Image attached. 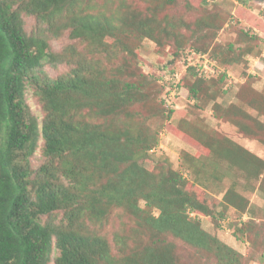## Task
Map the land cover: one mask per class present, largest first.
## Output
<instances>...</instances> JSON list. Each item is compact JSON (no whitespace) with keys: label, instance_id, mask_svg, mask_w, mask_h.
Here are the masks:
<instances>
[{"label":"trees","instance_id":"1","mask_svg":"<svg viewBox=\"0 0 264 264\" xmlns=\"http://www.w3.org/2000/svg\"><path fill=\"white\" fill-rule=\"evenodd\" d=\"M98 1L0 0V264H183L173 250L179 239L213 256L216 264H239L238 252L205 231L189 213L222 219L231 207L248 215L244 227L234 232L242 240L256 224L251 202L231 184L217 204L222 211L216 212L203 194L207 185L199 184L190 169L187 177L169 165L152 169L142 165L139 160L157 140L142 118L137 126L129 121L134 110L127 109L142 103L148 82L134 72L125 74L122 67H108L101 59L118 47L127 50L129 36L138 41L148 38L161 47L180 23L152 13L137 14L136 9L119 13L114 0ZM26 17L34 19L29 32ZM210 26L220 25L214 21ZM64 35L71 44L51 50L48 41ZM107 37L112 40L106 41ZM190 52L207 58L210 51L190 46L184 54ZM44 62L66 64L68 69L50 77ZM199 67V63L186 66L194 83L188 96L197 109L216 100L217 91L209 84L203 90L207 77L198 73ZM225 78L223 71L217 80L224 83ZM27 88L41 106L40 120L26 102ZM224 89L222 93L228 88ZM239 90L238 99L244 103L240 96L250 100L247 96L263 93V87L246 83ZM242 90L245 93L240 94ZM159 100L162 106L167 101ZM249 102L243 108L259 111L255 100ZM164 108L171 117L173 108ZM212 110L218 112L216 101ZM234 122L249 134V124ZM180 123L178 134L199 143L213 158L227 160L228 167H238L244 177L256 181L254 188L264 191V160L229 138L223 145L190 132L192 120ZM39 140L42 160L31 169L29 160ZM202 162L198 159L203 171ZM214 172L220 174L214 177L222 176L217 167ZM195 182L198 188L190 190L189 183ZM59 212V220L52 221L51 215ZM261 212L264 215V206Z\"/></svg>","mask_w":264,"mask_h":264},{"label":"rangeland","instance_id":"2","mask_svg":"<svg viewBox=\"0 0 264 264\" xmlns=\"http://www.w3.org/2000/svg\"><path fill=\"white\" fill-rule=\"evenodd\" d=\"M98 2L101 4L105 0ZM112 5L119 13L127 8L136 9L137 14L152 13L157 17L163 16V20L180 23L175 35L171 36L161 47L148 38L138 41L135 36H129L126 39L127 50L118 47L111 56L101 55V59L109 64L108 67L116 66V69L122 67L125 69V74L129 75L134 72L137 77H143L148 82L142 90V103L136 102L132 108L127 109L128 113L134 110L133 118L129 121L137 126L142 118L146 127L150 129L149 133L157 140V144L152 146L139 162L147 169H152L158 164L169 165L183 171L187 177L186 169H190L192 177L198 176L199 184L207 185L206 189H203V194L208 203L216 206V212L221 210L217 204L223 191L233 184L235 190L251 202V215L256 224L248 237L242 235V240L235 238L234 232H237V228L244 227L242 221H247L249 216L239 214L231 207L225 210L222 219H211L208 215L203 216L197 212L189 216L197 219L205 231L235 249L239 254V264H264V215L261 212L264 206V191L256 187L255 189L253 184L255 185L256 181L247 175L244 177L243 171L238 167H228L227 160L213 158L212 153L210 154L188 136L178 134L177 129V126L182 125L181 119L192 120L194 124L189 126L190 132L198 131L203 136L212 137L218 144L223 143V145L229 138L235 145L248 149L264 160V58L257 69L259 75L247 78L256 88L263 87V93L259 95H246L251 101H256L255 105L259 111L253 107L252 109L243 108L245 103H250V100H247L244 95L240 96L246 100L244 103L241 98L238 99L237 95L240 91L239 87L243 85L241 77L246 75V59L260 55L261 51H264V0H172V2L167 0H114ZM214 21L218 26L220 25L219 28L210 26ZM33 23L32 17L25 18L27 32L33 28ZM105 40L111 41L112 39L107 37ZM70 42L66 35L51 38L48 41L51 50L57 52L71 44ZM134 42H138L139 46ZM190 46L210 51L206 55L209 54L207 56L213 61L207 64L206 57L195 52H190L186 56L184 52ZM86 56L88 57V54ZM107 57L110 59L106 60ZM228 61L230 62L227 63ZM198 63L203 66L204 70L199 73L200 75L204 73L205 77H214L216 80L210 81L206 78L207 83L203 84V90H208V84L211 89L217 90L214 94L218 103L216 114L222 118L213 115L209 108L210 104L196 110L194 100L187 96V92L189 95L188 88L194 83H191L192 78L187 76L186 66ZM67 69L66 64L52 66L44 62L43 66V70L50 77ZM223 71L226 73V78L224 83H220L217 78ZM114 75L124 76L123 74ZM155 79L160 83V87ZM171 84L175 86L172 88ZM225 85L230 87L222 93ZM167 91H170L168 98L166 97ZM242 93L245 92H240ZM25 98L31 112L40 120L41 106L31 89H26ZM160 98L167 99L164 106L173 108L171 117L167 118L165 108L160 104ZM184 114L186 118L182 116ZM235 120L249 124L248 129L255 133L247 134L248 131H242L240 129L242 124L237 125ZM41 145L42 141L39 140L36 153L30 157L31 169H36L42 160L41 150H39ZM198 159L201 163H203L202 160L204 161L206 164L204 168L210 169L209 173L206 169L202 171L200 167L203 165L198 163ZM164 166L159 168L165 169ZM216 167L222 173L219 178L213 176V174L220 175L214 172ZM159 168L157 170H160ZM198 182L189 183L190 190L198 188ZM60 216V212L53 213L50 218L56 222ZM45 219L46 217L43 216L42 220ZM131 228L132 226L129 229ZM174 241L176 246L173 250L177 259L183 264H216L213 256L199 251L183 240ZM129 246H133L131 240H129Z\"/></svg>","mask_w":264,"mask_h":264},{"label":"clouds","instance_id":"3","mask_svg":"<svg viewBox=\"0 0 264 264\" xmlns=\"http://www.w3.org/2000/svg\"><path fill=\"white\" fill-rule=\"evenodd\" d=\"M204 55V54H203ZM206 57V56H205ZM264 58V51H261L260 55H255L252 57H249L248 59H246V68H245V73L246 75H243L241 78L242 80L245 78L247 79L248 76H258L259 72H258V67L260 66L262 59ZM210 61H213V59L211 58H206V63L209 64ZM198 73H200L203 70V66L201 65V67L197 68ZM225 73V72H224ZM226 74V73H225ZM205 77V76H204ZM209 78V77H207ZM228 85H225L224 88L227 89ZM224 89V90H225ZM187 96H188V92H187ZM193 99V98H192ZM194 100V99H193ZM216 100H210L205 106H208V104H210L211 102H215ZM217 103V102H216ZM209 108L212 110V105L211 107L209 106ZM197 110V108H196ZM213 115L216 117V113H214V111L212 110ZM194 212H190L189 215H194ZM221 222V221H220Z\"/></svg>","mask_w":264,"mask_h":264},{"label":"crops","instance_id":"4","mask_svg":"<svg viewBox=\"0 0 264 264\" xmlns=\"http://www.w3.org/2000/svg\"><path fill=\"white\" fill-rule=\"evenodd\" d=\"M246 83V85L249 87L250 85H252V86H254L253 85V82H251V81H249L248 79H243L242 81H241V84H245ZM255 87V86H254ZM256 88V87H255ZM262 88V86L260 87V88H257V89H261ZM217 102V101H216ZM214 104V102H211L210 103V105H213ZM220 104V103H219ZM251 152V151H250Z\"/></svg>","mask_w":264,"mask_h":264}]
</instances>
